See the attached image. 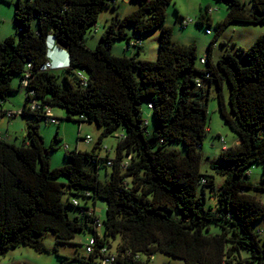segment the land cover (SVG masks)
I'll return each instance as SVG.
<instances>
[{"label":"trees","instance_id":"trees-1","mask_svg":"<svg viewBox=\"0 0 264 264\" xmlns=\"http://www.w3.org/2000/svg\"><path fill=\"white\" fill-rule=\"evenodd\" d=\"M223 1L229 10L218 24L220 30L229 23H264V0H251L255 15L240 0ZM171 2L141 0L138 9L106 25L98 45L89 49L83 43L86 32L96 24L102 7L115 6L117 0L16 1L18 37L0 40V101H7L15 91L24 92L25 102L17 114L33 115L37 122L27 124L26 141L20 145L0 138V256L19 246L47 250L39 239L45 232L54 233L58 243H68L75 233L89 231L98 248L112 249L119 238L117 259L111 264H149L159 252L184 264H242L236 257L241 250L252 253L253 264H264V241L253 229L264 217V204L247 193L248 189L264 191V35L249 48L236 49L245 56L246 65L230 51L213 63L210 49L207 62L200 63L207 67L201 68L197 46L177 43L172 27L165 23ZM208 10L201 11V23L210 18ZM127 24L138 34L161 28L156 61L112 54L115 40L135 46L141 42L131 41ZM54 47L68 55V65L59 68V74L43 69ZM197 79L202 88L197 87ZM205 81L210 88L216 82L219 112L239 139L220 153L229 168L218 191L213 177L200 172V149L209 131ZM224 81L230 87L229 106L222 91ZM29 91L42 106L64 109L66 120L101 128L94 149L69 151V163L52 168L51 152L60 138L56 134L50 147L44 145L39 120L46 117L28 107ZM142 102L158 122L152 134L146 131ZM119 128L124 134L118 137L115 158L101 157L102 139ZM170 141H181L186 155L167 149ZM128 156V165L123 166ZM254 164L262 167L261 187L247 180ZM100 166L112 169L104 182L99 179ZM60 177L67 182H59ZM205 188L215 199L213 207H206ZM79 198L104 200L103 221L95 208ZM69 207L79 214L71 218ZM174 211L181 219L169 215ZM212 227L220 231L211 233ZM96 257L76 259L95 264Z\"/></svg>","mask_w":264,"mask_h":264},{"label":"rangeland","instance_id":"rangeland-1","mask_svg":"<svg viewBox=\"0 0 264 264\" xmlns=\"http://www.w3.org/2000/svg\"><path fill=\"white\" fill-rule=\"evenodd\" d=\"M17 0H0V40L7 37L17 38V25L15 22V8ZM245 10L251 14H257L251 0H240ZM141 0H117L115 6L112 4L105 5L99 12L98 19L85 34L83 43L89 49H94L104 31L106 25L114 19H122L125 15L140 7ZM211 9V20L205 19L204 23L200 22L201 11ZM228 6L223 0H172L166 7V25L172 27L173 38L179 44H195L197 46L198 60L197 65L201 68L207 66L200 64V57L208 56L211 49L212 60L216 63L218 58L230 51L237 53V58L241 65H246V58L242 52L236 51L237 48H249L252 43L261 35H264V23L262 24H244L229 23L221 30L218 24L224 20L228 13ZM188 23L183 26V19ZM192 20V21H190ZM206 28L211 30V35L206 33ZM125 31L131 37V41H141L138 46L128 45L126 40L118 39L112 43L111 52L119 57L136 56L142 61H156L158 57L159 40L161 36V28L158 27L152 32L138 34L134 32L133 26L127 24ZM68 65V64H67ZM54 73H61L62 70H52ZM17 76L14 77L13 85L16 84ZM203 93L208 96V112H209V131L203 142L200 162V172L203 175L213 177L214 190L218 191L225 181L224 172L228 170L229 165L220 159V153L223 151V142L228 147L234 145L238 136L234 131L225 124L220 112L218 102V88L216 82L213 81L211 88L208 81L204 82ZM223 95L227 106H229L230 87L227 81L223 83ZM25 102V93L15 91L8 96L6 106L8 110L19 112L22 110ZM53 113L60 119V125L51 124L42 118L39 120L40 133L43 137L44 145L50 147L54 136L57 134L60 142L57 148L51 152L52 168H60L69 163L66 153L69 151H92L98 143L101 128L95 124L81 123L65 119V110L59 107L52 108ZM142 113L146 123V131L152 134L158 129V122L155 120L152 110L147 108L146 102H142ZM37 118L33 115L17 114L10 119L7 116L1 117L0 135L6 140L17 145L26 141V126L28 123H36ZM124 134V130L119 128L117 132L104 137L101 142V157L108 156L110 159L116 156V147L118 137ZM89 135L92 138L91 143H87L84 139ZM167 149H176L181 155H186V147L181 141H170L166 144ZM104 164V163H103ZM88 169L92 167L88 164ZM110 167L100 166L98 169L99 179L106 181L108 174L111 172ZM108 173V174H107ZM262 167L260 164L251 166L247 180L252 185L262 186ZM61 183H66L65 177L58 179ZM203 187H199V195L202 194ZM247 193L257 197L264 204V191L248 189ZM206 207H213L215 199L211 191L205 188ZM79 201L85 202L92 208L101 221L106 215V202L102 199H85L79 198ZM71 218L79 214L75 208H67ZM172 218L181 219L178 211L170 212ZM253 229L258 233L260 240L264 241V217L253 224ZM101 231V229H99ZM220 229L212 227L211 233H217ZM90 232H77L68 243H58L57 236L52 232H45L39 237L47 250L38 252L28 246H19L9 249L4 255L0 256V264H87L76 258L88 260L89 254L86 251V239L90 236ZM119 242V238L112 242L115 248ZM237 258L243 260L242 264H253L252 253L247 250H241ZM98 262V259L95 258ZM184 264V261L173 258L164 253H156L154 259L149 264ZM257 264V263H254Z\"/></svg>","mask_w":264,"mask_h":264},{"label":"built area","instance_id":"built-area-1","mask_svg":"<svg viewBox=\"0 0 264 264\" xmlns=\"http://www.w3.org/2000/svg\"><path fill=\"white\" fill-rule=\"evenodd\" d=\"M211 9L208 10V14L211 13ZM192 21V20H190ZM188 23L186 20L183 21V24ZM207 34H210V31L207 30L206 31ZM137 44H140V42H137ZM130 45L135 46V43H131ZM207 62V58L206 56L201 57L200 58V63L201 64H205ZM31 65H28V68H30ZM59 68H63V66H57L55 67L49 60L45 63L43 69L45 70H53V69H59ZM24 79L22 80L21 84L24 88H26L28 86V79H29V74L26 73L24 75ZM80 77L83 79L84 82H86V78L83 75H80ZM207 77H209V75L207 74ZM196 85L199 88H202V81L200 79H197L196 81ZM29 96L31 97L28 101V107L30 108L31 111H42L43 114L45 115L48 123L51 124H58L59 120L57 119V117L54 115L52 108H50L49 106L45 105L42 106L36 99H34L35 93L34 91H29ZM149 107L151 108L152 105L149 104ZM17 113L19 112H12V111H8L5 112V115L12 119L14 118ZM0 138H4L2 135H0ZM5 139V138H4ZM87 143H91L92 142V138L87 135L84 139ZM223 142V150H226L228 148L227 144L225 143V141L222 139ZM131 156L127 157V160L124 162L123 166H127L128 165V161L130 160ZM203 182H205V180H203ZM77 204V202H76ZM98 226L100 227L101 224L99 223ZM86 251L89 255L91 254H96V258L98 259V262L95 259V264H111L113 262L116 261L117 259V253L116 251H113L112 249L108 248V246H103L98 248L97 247V238L93 235H90L87 237L86 239ZM137 258H139V256H137ZM154 257L152 256L150 258V260H153Z\"/></svg>","mask_w":264,"mask_h":264},{"label":"crops","instance_id":"crops-1","mask_svg":"<svg viewBox=\"0 0 264 264\" xmlns=\"http://www.w3.org/2000/svg\"><path fill=\"white\" fill-rule=\"evenodd\" d=\"M209 17H210L209 19L211 20V15H209ZM48 58H49V61L55 67H57V66L65 67L64 62H66L68 64V55H67V52L65 50H60V49H57V48L54 47L49 52ZM211 60H212V56H211ZM212 62L214 63L213 60H212ZM67 64H66V66H67ZM17 86H18V79L16 80V84L14 85V87H17ZM6 103H7V101H5V102L0 101V123H1V117L2 116H6L5 112L11 111V110H8V107L6 106ZM238 143H239V139H237L235 141L234 145L238 144Z\"/></svg>","mask_w":264,"mask_h":264},{"label":"clouds","instance_id":"clouds-1","mask_svg":"<svg viewBox=\"0 0 264 264\" xmlns=\"http://www.w3.org/2000/svg\"><path fill=\"white\" fill-rule=\"evenodd\" d=\"M48 43H51V36H49V38H48ZM64 64H65V66H66V62H64Z\"/></svg>","mask_w":264,"mask_h":264},{"label":"water","instance_id":"water-1","mask_svg":"<svg viewBox=\"0 0 264 264\" xmlns=\"http://www.w3.org/2000/svg\"><path fill=\"white\" fill-rule=\"evenodd\" d=\"M58 46H60L61 48H65L61 43H58Z\"/></svg>","mask_w":264,"mask_h":264}]
</instances>
